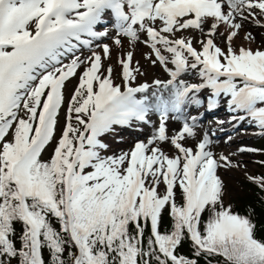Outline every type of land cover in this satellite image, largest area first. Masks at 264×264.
<instances>
[{
  "label": "snow or ice",
  "instance_id": "6c2138e0",
  "mask_svg": "<svg viewBox=\"0 0 264 264\" xmlns=\"http://www.w3.org/2000/svg\"><path fill=\"white\" fill-rule=\"evenodd\" d=\"M105 15L113 36L95 30ZM262 21L264 0H0V264H264L255 223L224 204L218 172L241 165L215 154L207 132L197 140V117L174 135L167 127L210 89L207 110L228 98L246 114L232 120L264 136V51L234 47L244 22ZM105 37L121 49L119 84L105 68L112 46L91 47ZM141 44L168 79L134 86ZM189 72L201 82L182 79ZM153 109L146 142L109 154L114 126L149 125ZM247 179L264 190V176Z\"/></svg>",
  "mask_w": 264,
  "mask_h": 264
},
{
  "label": "rangeland",
  "instance_id": "374dc122",
  "mask_svg": "<svg viewBox=\"0 0 264 264\" xmlns=\"http://www.w3.org/2000/svg\"><path fill=\"white\" fill-rule=\"evenodd\" d=\"M106 19V18H104ZM264 22V21H262ZM248 24L247 22H244V24ZM250 23V22H249ZM244 24L242 29L239 32L238 37L234 40V47L236 49H239L241 47L243 48H251L250 45L254 46L253 51L255 50H261L264 51V27H259L257 25L252 26L247 28L248 33H251L252 37L256 38L255 40L252 39L253 41L250 40V45H247L245 47L244 42V36L245 33H243L242 30L244 29ZM114 25V20H111L110 22L100 25L98 31H104L105 28L109 30V35L113 36L115 35V29L113 27ZM185 35H189V33H185ZM197 38H203L200 37L199 33L194 34ZM102 43H107L110 46H112V56L110 60L105 61V68L108 65H112L114 68V77H115V82L117 84L121 83L120 79V66L117 63L118 58L121 56V49H117L115 46L112 45V40L109 39L108 37L102 38L100 41H94L92 43V49L98 52H102L100 48H97V44H102ZM216 43L218 46L221 48H226V44L223 42V39H217ZM237 43V46H236ZM197 49L200 48V45L198 43L195 44ZM129 50H132L129 45L127 40H124V49L123 52H127ZM149 52V49L146 48L144 45H138L135 50H134V63L136 61H139V67L140 71L143 73V75L137 74V80L135 82L134 86H139L142 83H148L152 84L153 81L155 80H166L168 79L167 74L164 72L163 68L157 64L153 66L148 60L145 59V54ZM90 50L88 48L81 47V52H78L77 55L81 56V59H84L85 57L89 56ZM167 55V54H166ZM66 63L68 62L67 60L65 61ZM81 69L80 71H82ZM182 79H185L188 83H200V77L196 72H189L185 76L182 77ZM78 84V78L74 77L70 83L67 84V88L65 90V95H66V104H67V98L70 97L72 94L74 88ZM152 89L149 90L151 92ZM205 92L208 93V96L210 97L211 95V90L210 89H205ZM141 94H138V98ZM165 96L168 94L165 92ZM207 97V101L209 99ZM151 102L154 104L155 103V98L151 97ZM224 101V103L227 102L228 98L221 97ZM65 104V106H66ZM173 115H178V114H169V120L167 123L168 127V132L169 135H174L178 130L181 129L182 123L184 120L180 119H173ZM191 117L193 115L186 117L189 123H191ZM194 117H197V124L198 127L196 128L197 132V140L202 138L203 134L207 132L211 139L214 141L212 145V151L219 155L223 154L226 156L223 150V140H217L220 138L219 135L216 134L212 130L214 122V118H205V119H198L200 117V114H195ZM159 113L156 112L154 109L150 110L148 119L151 121L149 125H143L141 123H135L132 124L131 127H120V126H114L115 127V133L112 135H107L103 139L105 140L106 143L110 145V151L109 154L111 153H117L119 154L122 151H128L134 147V145L131 144V142H136L138 140H143L146 142L147 138L151 135L154 126H158L159 124ZM124 131V132H123ZM261 130H257L253 140H251L250 144H248L246 147L248 148H254V149H259V152H254L251 153L253 157L250 159V163L247 164L245 168H234V169H229L227 172L224 174H221L220 177L224 181L225 185V195H224V204L225 206L228 205H234L238 203V200L248 192L250 189L252 182H250L247 179V176H256L258 172H260V167L262 164L259 163V161H264V136L260 135ZM123 132V133H122ZM215 133V135H213ZM116 134H120L118 137H116ZM258 134V135H257ZM59 135V131H58ZM134 135H139L135 136ZM257 135V136H256ZM116 137V140H115ZM222 137V136H221ZM133 138V139H132ZM136 139V140H134ZM132 140V141H131ZM130 141V142H129ZM188 146L194 147L195 146V141L190 140L188 142ZM165 151L171 153L170 146L164 145ZM47 158V157H45ZM225 170V169H223Z\"/></svg>",
  "mask_w": 264,
  "mask_h": 264
},
{
  "label": "bare ground",
  "instance_id": "6f19581e",
  "mask_svg": "<svg viewBox=\"0 0 264 264\" xmlns=\"http://www.w3.org/2000/svg\"><path fill=\"white\" fill-rule=\"evenodd\" d=\"M247 23L248 24L246 23L244 24L245 30H242L243 33L245 34L248 33L247 28L250 27V25L252 26L256 25L252 22L250 23L247 22ZM255 39L256 38H254V40ZM244 45L245 47L247 45H250V41L245 40ZM236 46H237V43H236ZM250 46L253 49L254 46L252 45ZM207 97H209L208 93L205 92V89L202 90L198 94V98L202 101V104L200 106L185 105L184 110H183V117L180 120H184L186 119V117L191 116V115L194 116L195 114H198V113L200 114V117L198 118L200 120L205 119V118H214L215 123L213 124L212 130L216 132L217 135L220 136V138H218L217 140H223V150L226 156H229L234 164L239 163L241 165L240 168L243 169L247 167L246 163L249 164L251 162L250 159L251 157H253V155L251 153H239L238 149L240 147H246L248 144H250L251 143L250 141L253 140L257 130H260V129L254 125L249 124L247 119L243 122L232 120L233 116L246 115V114L231 112L228 109L227 102L224 103L222 99H220L218 107H216L215 109L211 111L207 110L208 109V101L206 99ZM220 121H223V123H219ZM119 135L120 134H116V137H118ZM135 136H139V135H134V137ZM116 137H115V140H116ZM229 137H231L232 139L229 140L228 139ZM136 142H131V144L134 145ZM232 153H236V154L231 155ZM225 172H227V170L220 169L218 174L220 176L221 174H224Z\"/></svg>",
  "mask_w": 264,
  "mask_h": 264
},
{
  "label": "trees",
  "instance_id": "16d2710c",
  "mask_svg": "<svg viewBox=\"0 0 264 264\" xmlns=\"http://www.w3.org/2000/svg\"><path fill=\"white\" fill-rule=\"evenodd\" d=\"M256 176H264V165L260 167V172ZM232 210L240 215L250 216L256 225L257 236L264 237V190L252 183L248 192L238 200L237 204L232 205ZM44 256L47 261L49 258L47 250L44 251ZM210 259L212 264H223L222 258ZM202 264H207V261H202Z\"/></svg>",
  "mask_w": 264,
  "mask_h": 264
}]
</instances>
